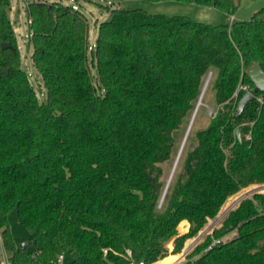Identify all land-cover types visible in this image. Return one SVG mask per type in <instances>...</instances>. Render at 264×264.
<instances>
[{"label": "trees", "instance_id": "16d2710c", "mask_svg": "<svg viewBox=\"0 0 264 264\" xmlns=\"http://www.w3.org/2000/svg\"><path fill=\"white\" fill-rule=\"evenodd\" d=\"M178 1L232 15L240 0ZM9 8L0 0V243L11 264H55L59 254L64 264H172L179 254L165 242L186 229L181 220L188 230L172 253L229 196L264 183V90L247 75L255 64L264 70V6L224 24L111 8L90 46L78 5L28 1L44 101L21 65ZM209 71L220 107L163 194L161 164ZM245 84L254 98L238 114ZM12 209L28 231L25 249L10 230ZM181 264H264V193L242 199Z\"/></svg>", "mask_w": 264, "mask_h": 264}, {"label": "rangeland", "instance_id": "374dc122", "mask_svg": "<svg viewBox=\"0 0 264 264\" xmlns=\"http://www.w3.org/2000/svg\"><path fill=\"white\" fill-rule=\"evenodd\" d=\"M28 1L31 0H10V8L8 10V16L11 20L12 27L15 32L16 40L20 48L21 65L28 74L29 81L36 91L38 100L44 101L45 91H46L45 86L43 84L41 74L35 68L31 60L32 45L29 41V37H30L29 34L31 31L28 29L29 22L27 17ZM61 1L67 4L78 5L79 8L82 9L83 12L85 13L88 20V43L90 46H92L95 43V39L97 35V27L99 23L109 18V10L111 8L131 9V8L140 7L151 13H163L167 15H174V14L186 15L196 21L209 23V24H224V23H231L232 21L231 15L224 12L221 9L215 8L213 6L197 5L194 3L182 2L178 0H167L161 2L121 0L113 3L107 2L105 0H61ZM263 6H264V0H240L238 7L233 12V16L235 18L234 20H247L251 16L256 14ZM261 15L264 17V14ZM91 72L94 81L96 82L97 72L95 67H91ZM206 77L209 78V81L206 84V88L203 94L200 93L189 119H187V121L183 123V126L177 132V136L175 140L176 142L175 148L172 152L171 159L161 164V168H162L161 179L164 182L163 192L166 190L167 186L169 185L173 174L178 171L180 165V159L182 157L181 155H183L187 151V149L191 148L192 145L195 143V138H194L195 132L206 127L210 119L215 115L217 109L220 107V105H217L215 103V99H214V90L212 88V82L214 78L213 71H209ZM206 77L205 79H207ZM205 79L202 84L201 92L203 91L205 86V82H206ZM236 94H234L232 100L230 101L232 105L235 103ZM198 101H200V104L198 103V107L196 108ZM195 108H196V112L193 116ZM191 120L192 123H191L190 131L188 132L184 145L182 146V142L184 140L186 130ZM180 149H181L180 152L181 154L179 155ZM177 158H178L177 164L175 165ZM263 188L264 186H261V184H251L244 188H241L239 191L229 196L223 202L222 206L220 207V210L218 211L215 217L207 219L202 229L198 231L196 235L185 239V241L183 242V246L178 253H172L174 248L173 242L176 236L168 238L165 242L166 251L171 254H179V258L172 264H181L185 260V256L198 243H200L203 240V238L207 233H210L213 228L220 226L221 221L231 209L235 208L242 199L248 197L249 195H252L253 193H255V191H259V190L264 191ZM231 198L232 200H230ZM160 203H161V198L158 206L160 205ZM8 220L14 241L17 243L18 246L21 243L27 242L28 244L26 247H28L30 245L28 231L23 225L19 223L15 209H12L9 212ZM188 240H190V244L186 245ZM4 254L5 252L3 251V247L0 243V256L4 258ZM64 263L65 262H63V264ZM8 264L11 263L9 262Z\"/></svg>", "mask_w": 264, "mask_h": 264}, {"label": "water", "instance_id": "95a60500", "mask_svg": "<svg viewBox=\"0 0 264 264\" xmlns=\"http://www.w3.org/2000/svg\"><path fill=\"white\" fill-rule=\"evenodd\" d=\"M9 43H1V47L4 48L8 46ZM7 69H4V72H6ZM247 75L249 79L252 81L254 87L258 90H264V70L262 69L260 64H255L248 68ZM254 98V95L251 92H245L242 97L239 99L237 108H238V114H240L243 109L248 105V103ZM235 135L240 140V130L239 128L235 129ZM165 192V191H164ZM163 192V194H164ZM27 242L21 243L20 248L25 249L27 246Z\"/></svg>", "mask_w": 264, "mask_h": 264}, {"label": "built area", "instance_id": "2783aa9c", "mask_svg": "<svg viewBox=\"0 0 264 264\" xmlns=\"http://www.w3.org/2000/svg\"><path fill=\"white\" fill-rule=\"evenodd\" d=\"M231 20H233V16H231ZM28 22L30 23L29 19H28ZM30 35H31V32H30L29 36ZM238 88L243 90V91H245V92H250L249 85H246V84L245 85H240ZM247 137H249V135H247ZM263 184L264 183H261V186H264ZM256 192L264 193V191H255V193ZM251 196L252 195H249L248 197H251ZM103 251L105 252V249ZM63 258H64L63 254H59L57 259H56V263L55 264H62L63 263ZM8 263H9V261H8L6 255L4 254V258H3V263L2 264H8ZM136 264H144V263L143 262H138Z\"/></svg>", "mask_w": 264, "mask_h": 264}, {"label": "bare ground", "instance_id": "6f19581e", "mask_svg": "<svg viewBox=\"0 0 264 264\" xmlns=\"http://www.w3.org/2000/svg\"><path fill=\"white\" fill-rule=\"evenodd\" d=\"M208 81H209V78L206 79L205 86H204V89H203V91L201 92V94H203V92H204V90H205V88H206V84L208 83ZM198 103L200 104V101L197 102V106H196V108L198 107ZM196 108H195V110H194L193 116H194V114H195V112H196ZM192 119H193V117H192ZM191 123H192V120H191V122H190V124H189V126H188V128H187V130H186V133H185V136H184V140H183V142H182V146L184 145V142H185V140H186V136H187L188 132L190 131ZM182 146H181V149H182ZM181 149L179 150V155H180ZM179 155H178V156H179ZM178 156H177V157H178ZM177 160H178V158L176 159L175 165H176V163H177ZM175 165H174V167H175ZM167 185H168V183H167ZM167 185H166V186H167ZM242 190H244V189H242ZM242 190H241V191H242ZM263 190H264V188H263ZM259 191H260V190H259ZM241 196H242V195H241ZM230 200H232V198H231ZM222 208H224V207H222ZM223 212H224V211H223Z\"/></svg>", "mask_w": 264, "mask_h": 264}, {"label": "crops", "instance_id": "0c3cea01", "mask_svg": "<svg viewBox=\"0 0 264 264\" xmlns=\"http://www.w3.org/2000/svg\"><path fill=\"white\" fill-rule=\"evenodd\" d=\"M165 1H167V0H165ZM159 2H161V1H159ZM195 4V3H194ZM198 5V4H197ZM231 16H233V14L231 15ZM233 19H235L234 18V16H233ZM182 221H185L186 223H185V225H184V228H186V229H184V231H181V232H179V233H177L176 235H174V237L175 236H177V235H180V234H182V233H184V232H186V230L188 229V226H189V223H188V221L187 220H181L180 222H182ZM17 244V243H16ZM169 254H171V253H169ZM168 254V255H169ZM166 257V256H165ZM63 264V263H62ZM151 264H153V263H151Z\"/></svg>", "mask_w": 264, "mask_h": 264}]
</instances>
